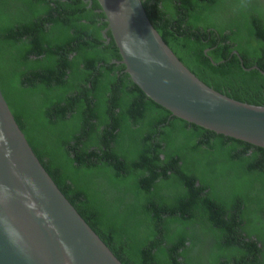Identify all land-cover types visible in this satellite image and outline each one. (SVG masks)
I'll return each instance as SVG.
<instances>
[{
	"label": "trees",
	"instance_id": "1",
	"mask_svg": "<svg viewBox=\"0 0 264 264\" xmlns=\"http://www.w3.org/2000/svg\"><path fill=\"white\" fill-rule=\"evenodd\" d=\"M141 2L202 82L264 106L262 0ZM87 6L0 0V89L45 170L123 264H264V148L146 96Z\"/></svg>",
	"mask_w": 264,
	"mask_h": 264
},
{
	"label": "water",
	"instance_id": "2",
	"mask_svg": "<svg viewBox=\"0 0 264 264\" xmlns=\"http://www.w3.org/2000/svg\"><path fill=\"white\" fill-rule=\"evenodd\" d=\"M97 1L121 56L115 62L146 96L190 123L264 148V106L202 82L162 39L141 0ZM0 264H123L45 170L1 89Z\"/></svg>",
	"mask_w": 264,
	"mask_h": 264
},
{
	"label": "flooded vegetation",
	"instance_id": "3",
	"mask_svg": "<svg viewBox=\"0 0 264 264\" xmlns=\"http://www.w3.org/2000/svg\"><path fill=\"white\" fill-rule=\"evenodd\" d=\"M85 1L88 2V6L87 7H90L92 5V0H85ZM262 1L264 3V0H262ZM94 11H100V10L99 9H94ZM105 28L102 30V34H103V37L107 40L106 42H108L109 39H108V36H107V31H105Z\"/></svg>",
	"mask_w": 264,
	"mask_h": 264
}]
</instances>
